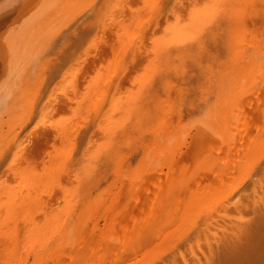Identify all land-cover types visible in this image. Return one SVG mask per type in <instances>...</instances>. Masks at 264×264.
<instances>
[{
    "label": "bare ground",
    "instance_id": "6f19581e",
    "mask_svg": "<svg viewBox=\"0 0 264 264\" xmlns=\"http://www.w3.org/2000/svg\"><path fill=\"white\" fill-rule=\"evenodd\" d=\"M80 1L44 0L39 9L43 15L28 20L20 30L24 38L26 37V43L30 47L35 45V40L45 29L44 25L53 19L55 13L68 11L70 6L77 8ZM260 1L261 4L264 3V0ZM104 2L126 3L128 0ZM132 2L136 4L142 0ZM205 2L207 0H187L191 4ZM220 2L226 5L229 15L237 13L241 19L237 41L239 56L236 62L231 57L230 62L221 63V56L216 48L219 41L224 50L230 45L228 25L224 24L208 32L202 42V50L181 49L179 53L174 52L171 57H165L158 72V75L163 72L166 74V69L175 68L185 75L182 79L184 84L189 83L186 80L187 74L197 71V64L206 74H220L219 98L214 104H208L209 117L206 118L218 136L216 148L206 146V152L200 161L181 153L173 155L180 138L181 114L185 117L183 107L175 104L173 95V86L178 84L177 80L170 76L165 78L170 90L164 96L155 86L157 79L151 85L139 82L133 85L135 73L132 75L130 72L132 77L129 81L130 76L127 77L126 71L120 77L123 87L119 90L113 88L109 93L105 81L116 71V64L113 63L111 68L107 60L99 65L95 64L93 71L89 73L91 78L86 88L99 82L102 90L98 96H95V92L91 93L90 103H85L83 107H91L90 115L94 117L96 108L103 105V112L96 120L95 127L102 129L105 143L98 150L92 145L93 132L89 134L85 143L92 146L95 156L90 153L86 156L84 149H81L83 167L90 175L96 162L101 160L106 163L112 155L120 160L121 174L105 195L99 193L95 198L89 196L82 206L79 203L87 194L89 184L84 182L78 187L77 184L68 183L67 178L64 191L47 195L43 194L45 185L41 177L30 174L23 175L18 182H10L16 184V187L0 189V264H154L157 256L177 236L189 232L192 220L201 212L205 213V219L191 235L185 251L193 250L192 245L195 244L196 249L206 258L213 259L215 253L216 260L226 264H260L264 259L261 248L264 224L259 216L241 228L232 214L211 215L210 209L216 201H203L198 210L192 208L196 202L194 198L203 197L205 188L194 197L189 195V191L196 187L191 164L206 161L211 166L212 174L232 175L234 180L238 178L245 162L264 148V74L261 72L264 44L260 39L264 33V7L256 10L251 17L248 8L256 0ZM91 12L92 15L85 19L87 24L98 15L97 9H91ZM90 17L92 20H89ZM114 17L115 23L112 26L119 29L121 26L135 27L131 14L124 9L114 10ZM100 30L104 31L102 25ZM221 31L224 32L223 35ZM93 38L102 40L103 36L91 30L88 41L84 42L86 54H90L91 48L95 47L97 55H102L98 54L102 47L90 43ZM174 39H180L179 35L167 37L166 42ZM7 42L9 52L16 54L19 51V41L9 38ZM75 61H79L75 56L67 61L69 69L64 75L68 76L66 83L69 90L75 87L76 92H79L81 66L80 62L79 66H74ZM18 65V57L12 56L8 65L10 75L18 69ZM151 71L152 69L149 73ZM29 72L30 70L23 72L22 69L18 71L17 84ZM22 81L18 85L15 81L10 82L0 93V102L7 103L3 104L6 106L5 111L15 113L10 122L3 126L0 124V137L13 133L16 148L23 153L26 150L22 149L25 135L20 134H25L24 130L30 121L25 118V111H21L26 107L28 93L27 89H22ZM233 98L236 101L234 106L230 103ZM153 111L161 129L155 133L154 146L145 147L146 151L140 163L142 171H139L129 160L130 151L121 146L120 137L118 134L114 135V132L120 129L124 121L131 118H136L140 124L151 123ZM1 119L2 117L0 123ZM21 121L24 123L21 124ZM126 139L130 140L131 136ZM43 147L45 148H42L44 152L41 156L50 152V159L54 160L61 147L55 133L53 139ZM88 156H91V163ZM87 179L89 178L85 180ZM2 183L4 181L0 177V184ZM201 183L204 185V182ZM232 184L233 182H229L222 187L227 191ZM38 190L42 194L40 208L29 214L20 211L28 201L36 199ZM72 191L75 193L70 195ZM101 219H104L102 224L99 222ZM230 239L232 244H229ZM201 242L208 249L207 253L199 248ZM138 255L141 257L137 258Z\"/></svg>",
    "mask_w": 264,
    "mask_h": 264
},
{
    "label": "snow or ice",
    "instance_id": "6c2138e0",
    "mask_svg": "<svg viewBox=\"0 0 264 264\" xmlns=\"http://www.w3.org/2000/svg\"><path fill=\"white\" fill-rule=\"evenodd\" d=\"M20 6L15 0H0V17H3L0 19V27H4L6 35H11L17 27L14 22L9 23L8 14ZM84 7L85 10H98L91 28L103 36L102 40L93 38L90 43L98 44L105 50L109 68L113 63L116 64V71L105 81L109 93L113 88L119 90L123 87L120 77L126 71L135 73L133 85L138 82L154 84L165 57H171L174 52L179 53L181 49L202 50V42L208 32L224 24L228 25L231 55L233 58L239 56L237 41L240 36L241 19L237 13L229 15L225 10L226 5L220 0H207L204 4H191L187 3V0H142L136 4H133L132 0L126 3L94 0ZM261 7H264V3ZM116 9L129 12L135 27L121 26L110 35L111 27L115 23ZM75 19V16L69 18L48 37L41 57L45 62L44 75L48 80V89L43 86L30 87L25 107V118L30 116L33 122L29 127H34L36 132L43 129L55 133L57 143L61 146L60 150L54 160L50 159V152L43 153L41 159L42 145L35 138L29 145L31 151L26 149L22 153L16 148L13 133L0 137V177L4 181L0 184V189L16 187V184L10 182L14 180L18 182L25 174L41 177L45 185L44 195L64 191L65 178L68 183L77 184L78 187L89 178L88 170L83 167L84 157L81 156V149H84L86 156L89 153L95 156L92 146L85 141L94 131L95 122L103 112V105L96 108V116H91V107L85 109L81 100L72 99L77 90L73 87L69 91L66 83L68 76L60 75L64 64L73 59L78 45L88 41L90 35V32L76 28L73 24ZM101 25L104 29L102 33ZM177 35L180 39L166 42L167 37ZM260 39L264 44V33ZM8 55L9 51L6 50L5 57ZM74 66H79V61H75ZM149 69H152L151 73ZM261 72L264 74V62L261 64ZM176 100L179 106L189 108V112L187 117L181 114L180 138L173 155L181 153L200 161L206 152L209 137L215 134L204 118V105L200 104L201 116L192 119V109L196 107V103L195 101L192 104L188 103L183 85L176 88ZM207 102L212 103L211 100ZM235 102L233 98L230 103L234 106ZM23 123L24 121H21V124ZM88 160L92 162L91 156H88ZM41 195L38 190L36 199L28 201L20 211L29 214L39 209ZM210 212L212 216H216L217 213L221 216L232 214L241 228L256 216H259L264 224V148L245 162L232 187L215 202ZM204 219L205 213L201 212L192 220L189 232L177 236L174 242L157 256L154 264H226L224 261L206 258L196 249L195 244L192 245L193 250H184L191 235ZM199 248L205 253L208 251L203 242ZM261 248L264 254V233ZM260 264H264V259Z\"/></svg>",
    "mask_w": 264,
    "mask_h": 264
},
{
    "label": "rangeland",
    "instance_id": "374dc122",
    "mask_svg": "<svg viewBox=\"0 0 264 264\" xmlns=\"http://www.w3.org/2000/svg\"><path fill=\"white\" fill-rule=\"evenodd\" d=\"M44 0H15L16 3L20 4L21 6L19 8H16L14 11L9 12L10 21L9 23L14 22L17 27L16 30L11 35H6L4 27H0V93L2 92V88L4 86H8L10 82L15 81L17 84L18 81V71L21 69L23 72L25 70H30L29 75L28 73L24 77L21 86L22 89H27L29 91L30 87H41L43 86L45 89L48 88V80L46 76L44 75L45 72V62L41 59L43 52L45 51V44L48 39V37L57 29L60 28L61 24H63L66 20L69 18L75 16L76 19L73 21V24L76 25V28H78L80 31H88L91 32L92 29L89 28V24L92 23L91 21H88V24L86 23L85 19L87 20L89 16L92 15L91 10H85V5L89 3H93L94 0H81L77 5L79 7L70 6V9L68 11H65L61 14H56L52 16V20L44 25V30L40 33L39 37L35 40L36 44L30 47L28 43H26V40L24 36L21 34L22 31H20L24 23H26L28 20H33L35 18H40L43 15V12H41L40 6L43 3ZM261 7V1L256 0V2L253 4L251 3L248 8L249 15L253 17L256 10H259ZM226 10V9H225ZM227 11V10H226ZM79 13V15H77ZM91 18V17H90ZM0 19H3V17H0ZM89 20H92L89 19ZM36 23V22H35ZM33 23V24H35ZM86 23V25H85ZM91 25V24H90ZM88 26V27H86ZM74 30H76L74 28ZM119 30V28L112 26L111 30L109 32L110 35H112L115 31ZM20 31V32H19ZM19 32V33H18ZM102 33V31L100 30ZM224 32L221 31V35H223ZM25 35V34H24ZM9 38L17 39L19 41V48L16 54H11L9 52L8 57H5V51L8 50V40ZM216 48L218 49L220 56H221V63H228L231 61V51L230 47H228L227 50H224L222 48L221 42L219 41L216 43ZM94 52H93V51ZM102 53V55H97V50L95 47L91 48L90 54H86L85 51V44L84 42H81L77 50L75 52V57L78 58L81 66V73L79 74V92L74 93L72 99H79L82 101L83 105L85 103H90V95L91 93L95 92V96H98L102 90V84L101 83H95L94 85H90L88 88L87 85L90 81V75L94 69V65L101 64L104 61L107 60V53L103 48H100L98 51V54ZM13 56V58L19 59V67L18 69L10 75L9 70V60ZM237 58H233V62H236ZM67 63V62H66ZM64 64L62 70L60 71V75L64 72L68 73V65ZM200 65L197 64L196 69L197 71L187 74L186 80L189 82L188 84H184L182 82V79H184V74L176 71L175 68L166 69L167 73L164 74L160 73L157 77V83L155 84L156 87L159 88L162 95L167 96L168 91L170 90V86H168L165 82V78L167 76H170L171 78L178 81V84L173 86V95L175 98V104L177 105L176 100V88L180 85H184V93L188 97V103L192 104L193 101L196 103V107L192 109L193 116L192 119L198 118L201 116V110H200V104L204 105V118L209 117V107H208V100H211L212 103L219 98V79L220 74H214L209 75L201 71ZM151 69H149L150 71ZM17 72V73H16ZM16 73V74H15ZM127 77L130 76L129 81L131 79L130 72H126ZM125 73V74H126ZM132 75L134 72H131ZM20 81V82H21ZM19 82V83H20ZM18 83V84H19ZM130 83V82H129ZM17 84V85H18ZM143 84V83H141ZM85 90V92H84ZM71 91V90H69ZM219 101L217 102V104ZM3 104H7L6 101L0 102V118L1 119V125H5L6 123L11 121V118L13 114L15 113H8L5 111L6 106ZM21 111H25V108ZM183 111L185 113V117H187V114L189 112V108L183 107ZM120 111L118 112V114ZM66 114V113H65ZM15 117V116H14ZM13 117V118H14ZM30 123L28 122V125L26 129L24 130L25 134V142L24 146H22V149H29L30 142L33 138H35L41 145L42 148L46 144H48L54 136V133H50L48 131H44L43 129L39 132H36L33 128L29 127V124H32V119L29 116L28 117ZM152 127V129H151ZM4 128H7V126H4ZM161 129V126L158 124V118L157 115H155L153 111V120L151 123L143 122L140 124L136 118H131L127 122L124 121V123L121 125L120 129L115 130L114 135L118 134L121 140V146L124 147L126 150L130 151L129 154V160L133 164V166H137L139 171H142V167L140 166L141 160L143 158V155L145 153V147L146 146H154V140H155V133ZM102 129L99 126L94 127L93 131V143L92 145L96 146L99 150V148L105 143V140L102 138ZM131 136V139H126L127 136ZM218 139V136L216 134L209 137V141L207 143L208 147H211L215 149L216 140ZM45 150V149H43ZM24 151V150H22ZM44 152V151H42ZM41 152V153H42ZM220 155V154H219ZM43 156V155H42ZM41 156V157H42ZM120 160L117 159L115 156L110 155L106 163L103 161L96 162L94 165V169L91 170L89 179L85 180L84 182L89 184L87 190V194L85 197H83L80 200L79 206H82L84 204V201L89 197H97L99 193L102 195H105L107 189H109L113 185V181L120 176L121 170H120ZM196 164V165H195ZM191 164L192 166V172H193V179L196 182V187L192 188L189 191V195L195 196L199 194V192L204 189V196L201 198H194L196 201L192 208H196L198 210V207L200 203L204 201V203H211L213 201H217L222 197V195L226 192L225 188L222 187V185H225L229 182H233L234 176H228L227 174L222 176V174H215L211 173V166L208 165L205 161V163H195ZM231 180V181H230ZM204 182V185L201 183ZM75 192L72 191L70 195L74 194ZM216 216H221L220 213H217ZM101 224L104 223V219H101L99 221ZM251 221H249L247 224H249ZM246 224V225H247ZM190 230V229H189ZM185 234V233H184ZM233 239H236L233 237ZM232 239L229 240V244H232ZM214 253V251H213ZM234 254V253H233ZM235 256V254H234ZM141 255H138L137 258H140ZM213 259L216 260V256L214 253ZM239 261V260H238ZM259 264V263H256Z\"/></svg>",
    "mask_w": 264,
    "mask_h": 264
}]
</instances>
